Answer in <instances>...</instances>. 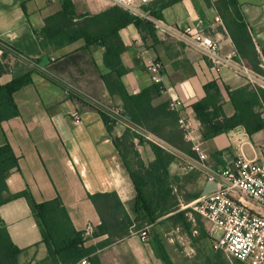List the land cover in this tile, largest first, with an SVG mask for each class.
<instances>
[{
	"label": "crops",
	"instance_id": "1",
	"mask_svg": "<svg viewBox=\"0 0 264 264\" xmlns=\"http://www.w3.org/2000/svg\"><path fill=\"white\" fill-rule=\"evenodd\" d=\"M72 1L79 16L76 20L108 13L88 30L100 37L91 43L80 39L44 50L39 32L48 16L63 9L62 0H0V39L38 64L34 67L23 60L10 62V71L1 77V82L7 83L32 71V82L14 95L20 114L0 127V146L9 142L20 162V167L8 177L7 195L29 189L38 201L59 196L74 227L80 231L89 222L95 228L101 223L89 194L114 192L134 216L138 192L114 141L128 125L118 122L110 132L99 109L74 93L80 92L107 109L123 111V100L109 92L103 79L112 70L106 65L105 54L108 48L118 49L122 61L117 70L122 72V82L129 94H138L160 82L163 91L154 95L153 107L174 98L184 103L178 114L191 125L187 137L180 124L179 127L191 151L180 149L145 128L138 134L146 141L135 137L134 145L146 165L156 160L148 141L176 155L169 171L175 181L178 211H184L192 223V234H178L179 225H170L166 215L149 224L148 237H141V229L132 230L125 238L100 248L97 254L102 264H166L154 241L155 233L174 264H247L216 249L210 224L186 208L217 188L201 168L199 152L206 156L204 162L214 168L227 165L241 154L251 159L264 158V128L249 134L244 125H238L204 140L202 124L193 109V104L206 96L205 86L216 82L224 114L231 117L236 109L228 91L249 89L250 83L243 75L229 66L216 70L191 44L197 34L210 36L222 46L224 55L237 60L238 49L226 25V16L232 11L224 2L218 5L220 0H152L142 6L150 11L148 17L138 16L139 22L126 23L125 16H121L126 9L111 0ZM235 1L262 59L264 0ZM155 21L168 30L159 29ZM150 61L162 64L158 81L149 70ZM262 110L264 113V107ZM75 113L80 114L81 121L74 118ZM198 219L205 235H201ZM0 228H6L12 241L23 250L19 264H55L26 197H14L0 206ZM107 237L91 238L87 244Z\"/></svg>",
	"mask_w": 264,
	"mask_h": 264
},
{
	"label": "trees",
	"instance_id": "2",
	"mask_svg": "<svg viewBox=\"0 0 264 264\" xmlns=\"http://www.w3.org/2000/svg\"><path fill=\"white\" fill-rule=\"evenodd\" d=\"M221 3L226 4L232 11L226 16V25L238 49V56L245 59L253 69L261 71L260 53L236 1L220 0L217 4ZM62 4L63 9L48 16L45 19V26L39 32L44 50H48L49 47L58 48L69 45L80 39L91 43L100 37L93 35V32L90 33L88 30L94 27L100 18L107 17L108 13L76 20L79 16L76 13L74 2L62 0ZM122 14L125 16L126 23L139 22L140 20L138 16L128 10L122 11L121 16ZM156 16L159 17V14ZM0 49L2 50L0 58L1 127L4 121L20 114L14 95L16 91L32 82V71L16 76L10 82L2 83L1 77L11 68L8 60L9 55L16 50L1 39ZM120 55V50L108 48L105 62L112 70L104 74L103 79L109 92L112 95H119L123 100V114L133 123L152 131L180 149L191 151L184 140V132L179 127L178 112L170 108L169 102L156 107L152 105L154 95L161 94L163 85L160 82H154L138 94H129L122 82V72L117 70L122 61ZM69 89L73 92L71 88ZM205 89L206 96L193 104V109L203 127L204 140H210L238 125H244L249 134L264 128L262 115L264 89H255L250 85L249 89L229 90V98L236 109L235 114L231 117L224 114L222 94L217 83L211 82L205 86ZM74 93L99 109L111 132L118 121L110 115L109 110L80 92L74 91ZM135 137H138L140 141H146L130 127L121 137L114 139L138 192L133 217L116 193L89 194L101 223L95 228L92 237L87 238L84 236V231L74 227L69 211L61 197L38 201L29 189L7 195L10 190L8 177L13 170L20 167L19 157L9 142L0 146V206L14 197H26L42 229L50 258L55 264L76 263L82 258H87L90 264H102L97 254L100 248L123 239L130 235L132 230H140L145 225L155 223L166 215H169L167 219L173 222V225L181 224L188 233L192 234V223L184 211H178L179 200L174 192L175 181L169 171L171 163L177 159L176 155L158 143L148 141L156 155V160L150 165H146L135 148ZM198 228L201 235H205L203 223L199 219ZM103 235L108 237L96 244H87L89 239ZM153 238L159 254L166 264H174L160 236L155 233ZM22 251L12 241L7 229L0 228V264H19V256Z\"/></svg>",
	"mask_w": 264,
	"mask_h": 264
},
{
	"label": "built area",
	"instance_id": "3",
	"mask_svg": "<svg viewBox=\"0 0 264 264\" xmlns=\"http://www.w3.org/2000/svg\"><path fill=\"white\" fill-rule=\"evenodd\" d=\"M111 1L136 16L148 17L150 15V11L143 10L142 6L152 0ZM155 23L159 29L168 30L161 22L155 21ZM193 39L191 44L202 52L213 68L220 70L229 66L236 73L243 75L255 89H264L263 57L260 63L261 71H257L241 57L233 60L232 56L224 55L222 46L210 36L197 34ZM8 60L9 62L23 60L34 67L38 66L37 62L17 51L12 52ZM148 67L153 79L158 81L157 76L162 69V64L158 61H150ZM169 106L179 113L184 109L183 101L177 98L172 99ZM108 110L118 122L126 123L137 133L143 131L144 128L133 123L121 109ZM74 118L81 121L78 113L74 114ZM179 124L187 137L191 126L189 121L180 116ZM197 150L199 151V148ZM199 153L201 168L208 181L214 182L217 188L192 201L186 208L210 224L209 231L215 238L216 249L225 251L229 256L243 263L264 264V158L262 160L251 159L241 154L227 165L214 168L204 162L206 156L202 152ZM94 230L95 226L89 222L84 229V236L92 237ZM139 233L142 238L148 237L149 225ZM71 264H89V261L87 258H82Z\"/></svg>",
	"mask_w": 264,
	"mask_h": 264
},
{
	"label": "rangeland",
	"instance_id": "4",
	"mask_svg": "<svg viewBox=\"0 0 264 264\" xmlns=\"http://www.w3.org/2000/svg\"><path fill=\"white\" fill-rule=\"evenodd\" d=\"M131 161H133V159H131ZM133 162H135V160L133 161ZM170 225H173V222H170ZM179 225V233L178 234H182V233H186V230L184 229V227L181 225V224H178ZM147 225H145L143 228H145ZM143 228H141V230L143 229ZM175 235H176V233H175ZM216 236H217V234H216ZM221 250V249H220ZM223 251V250H222ZM224 253H226L225 251H223Z\"/></svg>",
	"mask_w": 264,
	"mask_h": 264
}]
</instances>
